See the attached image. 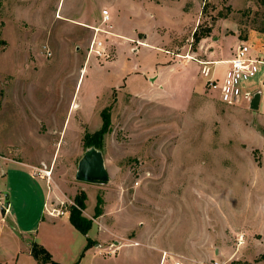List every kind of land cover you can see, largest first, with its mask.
Returning <instances> with one entry per match:
<instances>
[{
    "label": "rangeland",
    "instance_id": "obj_1",
    "mask_svg": "<svg viewBox=\"0 0 264 264\" xmlns=\"http://www.w3.org/2000/svg\"><path fill=\"white\" fill-rule=\"evenodd\" d=\"M103 9L111 32L130 33L138 14L153 46L129 41L133 52L100 32L108 57L87 60L90 27L107 28ZM263 26L261 0H0V192L8 194L0 263L37 264L35 242L60 264H133L141 253L142 264H158L162 250L190 257L167 264H264V78L247 82L260 91L252 109L224 104L206 86L222 83L228 64L201 72L205 53L225 57L233 35ZM194 31L207 36L196 43ZM126 63L120 82L107 77L111 64ZM168 64L178 66L170 96L156 100L145 78L157 82ZM192 88L207 96H190ZM105 112L109 180L76 181L86 136ZM81 192L86 235L68 218ZM48 198V208L68 212L50 215Z\"/></svg>",
    "mask_w": 264,
    "mask_h": 264
},
{
    "label": "built area",
    "instance_id": "obj_2",
    "mask_svg": "<svg viewBox=\"0 0 264 264\" xmlns=\"http://www.w3.org/2000/svg\"><path fill=\"white\" fill-rule=\"evenodd\" d=\"M101 22L106 25L107 28L104 29L98 26L90 27L93 31V35L87 48V60L91 56L99 59L108 57L105 45H103V39H101L98 34L100 32L112 34L109 30L111 24L109 23V13L106 9L101 11ZM201 72L205 76L210 74L208 62L203 63ZM257 75L264 78V49L256 50L251 44L243 40L236 45L231 58L228 60V68L222 83L208 80L206 86L211 89H217L219 99L224 104L237 105L242 101L250 102L254 93L258 91L257 89H251L247 86V82ZM44 173L48 176L46 172ZM47 211L50 215H61L68 212L67 210H60L58 207H50ZM133 244H137V242H133ZM165 255L166 252H163V259ZM175 264H179V261H175ZM214 264H218V262L215 261Z\"/></svg>",
    "mask_w": 264,
    "mask_h": 264
},
{
    "label": "crops",
    "instance_id": "obj_3",
    "mask_svg": "<svg viewBox=\"0 0 264 264\" xmlns=\"http://www.w3.org/2000/svg\"><path fill=\"white\" fill-rule=\"evenodd\" d=\"M154 2H157V3H159V0H154ZM157 5H166V3H163V4H157ZM138 9L139 8H137V10H136V12H138ZM138 14H139V12H138ZM135 15V19H133V21H129V22H131V26H132V31L130 32V33H128L127 31H119V30H117V31H114V32H112V34H114V37H112V40L115 42V45L117 46H119V47H124V48H126V47H129V45H130V43H129V41L130 42H132V41H137L138 42V44H141V45H143V46H146V47H148V46H153L152 44H150V43H148V41H149V39L152 37V34H149V32H147V30H146V28H145V23L146 22H143V21H141L140 19H139V15ZM134 22V23H133ZM157 23H159V21L157 22ZM127 32V33H126ZM139 32H142V39H139L138 38V34H139ZM235 34V33H234ZM237 35H233L232 37H234L235 38V41L233 42V44H232V46H231V48H230V50L228 51V55H226L225 57H221L220 59H218L217 57H214V54L213 55H211V58H209L210 56V54H206L205 53V57L203 58V62H208L209 64L210 63H215V62H217V61H223V62H225L226 64H228V60L230 59V57H231V55H232V52H233V50H234V48L236 47V45L240 42V41H242V40H240L238 37H236ZM254 36H260V37H262L261 38V40H260V42H257V43H254L253 45V47L256 49V50H260V49H264V33H262V32H258V31H255V30H250L249 31V33H248V35H247V38H250V37H254ZM115 39H118V40H115ZM232 39V38H231ZM230 40V39H229ZM130 49H132V51L133 52H136L137 51V48H135V47H129ZM128 48V49H129ZM157 47H154V49H156ZM216 51V50H215ZM216 53H218V52H215V55H216ZM211 59V60H210ZM206 60V61H205ZM113 64H111V66H112ZM109 66V67H107L106 69H105V71L107 72V69L108 68H110L111 70H112V72L111 73H109V72H107V77L109 78V79H115L114 81L115 82H120L121 81V78H122V75H123V73H124V71H125V69H129L130 67L128 66V64L126 63L125 64V67L124 66H122V65H118L117 64V66H116V64H114V66ZM167 68L165 69V70H162L160 73H159V75L158 76H160L159 78L157 77V82H151L149 79L151 78V76L149 75V76H147V78H145V81H146V84L147 85H149V84H151L152 86H150V88L148 89V96H153V97H157V99L156 100H158V99H161L163 96H165L166 94H167V96H170V93H169V91H170V88H171V86H170V76H171V74L172 73H174L175 71H177V67L178 66H175V65H173V64H168L167 66H166ZM166 72L168 73L167 74V76H166ZM170 75V76H169ZM146 77V76H145ZM149 83V84H148ZM147 85H146V87H147ZM155 85V86H154ZM141 91H143V89H141ZM147 92V91H146ZM139 93H141L140 91L139 92H134V95L135 96H137ZM190 96H207V95H205V94H201V93H197V92H195V89L194 88H192L191 89V93H190ZM4 98H5V96H4ZM260 98V97H259ZM258 104H259V100H258V103H257V107H258ZM166 107H168V109L169 110H172V108L169 106V105H167L166 103L164 104ZM173 107H177L178 108V106H177V103H176V101H175V104L173 105ZM256 107V108H257ZM249 108H250V102H249ZM256 108H252V109H256ZM19 151V150H18ZM16 153H18V152H16ZM19 154V153H18ZM11 161V160H10ZM41 173V172H40ZM4 199V196H3V192H0V204L2 203V200ZM49 199L50 198H48V200L44 203V208H45V210H48V202H49ZM7 209H8V207L7 208H5L3 211H1V219H3L4 217H5V215H6V213H7ZM1 210H2V207H1ZM187 239L191 242V237H187ZM186 239V241L187 242H189L188 240ZM134 242H136V241H134ZM113 244H115V245H117V246H115L116 247V249L115 250H117L120 246H121V244L120 245H118L117 244V241H113ZM137 244H138V242H137ZM137 244H135V245H137ZM150 244H153V242L152 243H150ZM148 245H149V243H148ZM29 247H30V245H28V249H29ZM163 252H166V255H165V258L163 259L162 258V254H163ZM142 255H141V257H135V258H132L133 260H129V259H127V261H129V262H131V263H133V264H140L145 258L143 257V255H145L146 256V254H144V253H141ZM162 254L160 255V260H159V262H158V264H167L166 263V257L167 256H170V255H174L175 257H180V256H182L183 258H187V259H190V257H188V256H186V255H183V254H177V253H170V252H168V251H165V250H162ZM175 257H172V256H170V258H173V259H175ZM36 261V260H35ZM133 261V262H132ZM37 263V262H36ZM142 264V263H141ZM170 264V263H169Z\"/></svg>",
    "mask_w": 264,
    "mask_h": 264
},
{
    "label": "trees",
    "instance_id": "obj_4",
    "mask_svg": "<svg viewBox=\"0 0 264 264\" xmlns=\"http://www.w3.org/2000/svg\"><path fill=\"white\" fill-rule=\"evenodd\" d=\"M261 3H264V0H261ZM255 30L264 33V26L260 28H255ZM207 36V33L197 35L195 31L193 32V39L197 43L201 37ZM242 40L247 38L246 35L240 36ZM103 123L97 131H94L92 134L87 135L85 139L86 145H94L97 148H100V141L102 140L103 135L108 130L109 125V118L108 114L105 112L102 114ZM85 200L86 195L84 192H81L78 195H75L73 198V204L70 206L68 218L71 225L78 230L79 232L83 233L84 235L87 234L88 230L92 225V219L87 218L82 214V210L85 208ZM101 214L100 208L98 205L94 208V216L97 217ZM92 239L87 237V246L91 245ZM30 254L34 257L37 264H45L47 261H52L53 264H60L51 260V254L44 248L42 245L37 244L35 242L30 244L29 247ZM264 255V254H263ZM1 264V263H0Z\"/></svg>",
    "mask_w": 264,
    "mask_h": 264
},
{
    "label": "water",
    "instance_id": "obj_5",
    "mask_svg": "<svg viewBox=\"0 0 264 264\" xmlns=\"http://www.w3.org/2000/svg\"><path fill=\"white\" fill-rule=\"evenodd\" d=\"M260 91H256L250 100V108H256ZM75 180L83 183L104 184L109 180L103 154L100 148L88 146L77 161ZM2 211L8 207V194L3 193Z\"/></svg>",
    "mask_w": 264,
    "mask_h": 264
},
{
    "label": "flooded vegetation",
    "instance_id": "obj_6",
    "mask_svg": "<svg viewBox=\"0 0 264 264\" xmlns=\"http://www.w3.org/2000/svg\"><path fill=\"white\" fill-rule=\"evenodd\" d=\"M84 143H85V142H84ZM88 146H92V145H91V144H89V145L84 144V150H85V148L88 147Z\"/></svg>",
    "mask_w": 264,
    "mask_h": 264
}]
</instances>
